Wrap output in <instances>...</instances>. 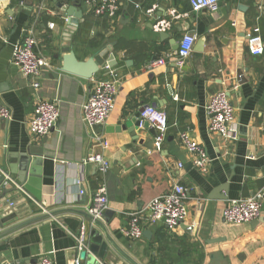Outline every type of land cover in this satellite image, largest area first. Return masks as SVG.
I'll return each mask as SVG.
<instances>
[{"label": "crops", "instance_id": "crops-1", "mask_svg": "<svg viewBox=\"0 0 264 264\" xmlns=\"http://www.w3.org/2000/svg\"><path fill=\"white\" fill-rule=\"evenodd\" d=\"M76 1L83 13L71 37L76 57L86 60L111 44L116 61L91 78L62 71L54 58L58 29L65 26V13L54 0L0 1V104L11 111L9 119L0 118V172L19 188L10 199H26L17 201L16 220L3 218L0 232L41 217L0 237V264H39L42 258L74 264L73 249L88 221L84 211L100 185L106 189L108 207L101 227H91L107 244L109 264H264V198L255 221L230 224L222 215L230 200L264 189V0H218L213 10L198 12L191 10L189 0H144L133 17L123 9L126 0H117L113 17L96 16L86 0ZM161 21L170 26L156 30ZM255 26L263 42L258 55L250 53L245 38ZM184 33L195 34L196 40L191 55L179 64L178 42ZM28 34L48 63L39 95L59 109L43 137L28 130L35 91L12 61L15 47ZM158 58L165 63L147 67ZM97 78L116 80L117 92L102 131L95 133L82 119V105ZM220 89L227 90L233 106L236 135L229 140L208 129L205 106ZM147 105L167 114L169 125L159 150L150 126L135 127L134 136L128 129L130 119ZM124 124L126 129L121 128ZM180 132L204 148L205 172L192 164ZM91 153L109 162L104 175L95 164L82 163ZM28 158V177L19 186ZM226 182L227 200L208 198ZM174 184L185 188L184 223L169 229L157 221L144 227L149 235L126 237L128 214Z\"/></svg>", "mask_w": 264, "mask_h": 264}, {"label": "built area", "instance_id": "built-area-1", "mask_svg": "<svg viewBox=\"0 0 264 264\" xmlns=\"http://www.w3.org/2000/svg\"><path fill=\"white\" fill-rule=\"evenodd\" d=\"M1 1V0H0ZM218 0H189L191 10H213ZM88 6L92 7L96 16L106 15L113 17L119 9L117 0H86ZM48 13H51L48 10ZM178 18V15L174 16ZM170 26L169 21H161L156 24V30H164ZM257 26L245 33L247 47L250 53L258 55L262 52L263 42ZM196 35L184 33L178 42L177 62L182 64L193 50ZM35 39L28 34L19 43L13 52L12 61L20 69L35 91L36 105L33 117L28 121L27 127L30 133L37 137L47 135L59 117V109L54 101L44 100L39 95L40 77L42 69L48 65L47 61L38 55L34 49ZM165 63L164 58L151 60L147 67L153 68ZM117 92V81L113 79H92L91 89L86 101L82 105V119L88 125L104 124L114 106V97ZM139 112V126L147 121L155 131L154 147L159 150L165 138L168 128V118L164 110L147 105ZM205 109L209 116L208 129L210 132L220 135L225 140L235 138V122L233 106L230 102L228 92L220 89L214 92ZM10 109L0 104V118L9 119ZM178 138L182 145L192 155V164L201 172L208 168V158L203 147L195 142L187 132L178 133ZM82 163H93L99 172L104 175L109 168V162L100 153L87 155ZM82 193V191H81ZM185 188L180 184H174L171 189L163 195L155 197L149 201L142 209L128 214V226L124 229V234L129 239H139L144 227L157 221L163 222L169 229H175L184 223L187 216V207L184 202ZM264 189H260L247 197H240L230 200L223 208L222 215L225 222L230 224L248 223L258 219L261 212ZM108 207L106 189L100 185L94 192L92 199L86 210L92 219H102ZM93 221V223H94ZM1 229V228H0ZM83 230L78 238V247H83ZM14 264H28L17 262ZM39 264H51L47 258H42ZM74 264H79L78 259Z\"/></svg>", "mask_w": 264, "mask_h": 264}, {"label": "water", "instance_id": "water-1", "mask_svg": "<svg viewBox=\"0 0 264 264\" xmlns=\"http://www.w3.org/2000/svg\"><path fill=\"white\" fill-rule=\"evenodd\" d=\"M144 0H126V4L123 9L133 17L136 8L142 4ZM56 7L62 9L65 13V26L60 32L58 29V33H60V42L57 45V52L54 54V58L59 62L60 69L64 72H68L71 74L78 75L83 78H91L95 75L101 68L104 67H112L116 64L114 59V55L112 51V45L108 44L98 51H96L92 56L88 57L86 60H80L76 57L74 51L71 48V37L73 31L76 29V25L78 24L79 20H83V13L81 9H78L80 4L76 0H72V3L69 5L63 4L59 0H54ZM161 35H165L162 33ZM140 109L134 117L130 119V123L132 127L128 128L129 132L134 136L135 127H144L148 128L150 125L147 121H144L142 126H139V112ZM95 133L102 131L103 125L102 124H94L91 126ZM122 129H126L127 126L124 124L121 126ZM107 131L110 128L104 127ZM119 130V129H116ZM150 131L154 132V129H150ZM155 134V132H154ZM31 163V159H25L22 164V172L19 173V186H23L27 180L28 172L27 167ZM229 183H223L215 187L211 193L208 195L209 199H219V200H227V193H228ZM18 193L19 188L12 186L9 181H6L4 174L0 172V228L5 224L3 218L7 216H12L14 220L17 219L16 215V205L19 199L26 200L21 195L18 199H10V194ZM106 212V211H105ZM86 216L88 217V221L84 223V237H83V248L75 247V259H79L81 261H86L87 264H109L105 259L107 244L102 239V235L100 231H97L95 228L91 227V223H93L92 217L88 214L87 210L84 211ZM28 214H31L29 211ZM105 215V213H104ZM104 215L102 219L104 218ZM41 217H33L9 229L0 232V237L6 235L7 233L14 231L30 222L40 219ZM94 223L101 227V221L95 220ZM144 235H149V231H143Z\"/></svg>", "mask_w": 264, "mask_h": 264}]
</instances>
